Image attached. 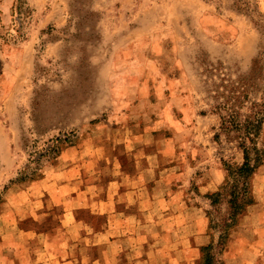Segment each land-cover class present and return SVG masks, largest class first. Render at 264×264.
I'll return each mask as SVG.
<instances>
[{
	"label": "rangeland",
	"instance_id": "rangeland-1",
	"mask_svg": "<svg viewBox=\"0 0 264 264\" xmlns=\"http://www.w3.org/2000/svg\"><path fill=\"white\" fill-rule=\"evenodd\" d=\"M256 99L264 101V0H0V243L13 239L16 216L29 213L31 196L21 188L60 170L65 148L93 153L102 125L120 130L96 136L107 149L142 141H129V125L172 137L174 164L196 168L190 203L222 218L225 205L214 212L207 194L197 195L198 180L240 160L221 116L251 113ZM259 141L264 147V123ZM256 172L255 203L217 264H264V164ZM159 209L145 217L156 218L154 227L137 228L145 233L140 264H199L202 245L184 244L199 226L184 215L165 221L168 208ZM170 226L179 238H151ZM205 235L204 245L218 231L207 222Z\"/></svg>",
	"mask_w": 264,
	"mask_h": 264
},
{
	"label": "crops",
	"instance_id": "crops-1",
	"mask_svg": "<svg viewBox=\"0 0 264 264\" xmlns=\"http://www.w3.org/2000/svg\"><path fill=\"white\" fill-rule=\"evenodd\" d=\"M108 128L102 125L93 131L92 140L98 139L93 153H86L82 144L65 148L60 170L52 168L21 188L31 196L29 213L16 216L13 239L2 238L0 264H140L135 252L145 233L137 228L142 221L154 227L156 218L145 217L155 215L162 205L168 208L165 221L184 215L199 226L185 235L187 248L206 242L205 209L191 204L189 197L196 168L174 164L173 138L129 125L124 128L131 132L129 141L135 137L142 141H133L128 149L125 140H118L107 149L96 136L102 130L113 136L120 131ZM224 179L222 168L212 166L199 177L197 195L217 190ZM14 190L18 191L12 188L10 193ZM160 232L151 231V238H179L172 228L164 235Z\"/></svg>",
	"mask_w": 264,
	"mask_h": 264
},
{
	"label": "trees",
	"instance_id": "trees-1",
	"mask_svg": "<svg viewBox=\"0 0 264 264\" xmlns=\"http://www.w3.org/2000/svg\"><path fill=\"white\" fill-rule=\"evenodd\" d=\"M17 26L19 27L17 31H21L22 21H18ZM240 116L244 117L240 119ZM221 118L223 119L221 128L225 130L229 141L237 142L240 160L224 161L222 169L226 173V178L222 190L207 193L213 211L220 213V206L224 204L226 214L222 218H215L212 211L206 210L208 226L210 229L217 230L218 235L216 241L202 245L199 264H217L221 260L219 255L225 251L232 231L239 224L247 208L255 203L252 179L256 171L264 164V147L259 141L264 123V101L254 100L251 113L243 114L237 109H232V113H229L227 117L223 115ZM230 132L236 133L233 139L229 136ZM52 150L49 147L45 152L48 154ZM53 151L56 152V150ZM41 156L44 155L40 154L39 157Z\"/></svg>",
	"mask_w": 264,
	"mask_h": 264
}]
</instances>
